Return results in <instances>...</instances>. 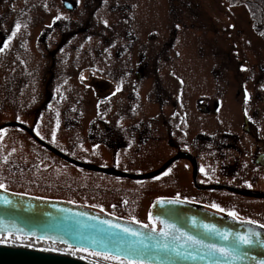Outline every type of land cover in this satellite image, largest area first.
Segmentation results:
<instances>
[{
	"label": "flooded vegetation",
	"instance_id": "1",
	"mask_svg": "<svg viewBox=\"0 0 264 264\" xmlns=\"http://www.w3.org/2000/svg\"><path fill=\"white\" fill-rule=\"evenodd\" d=\"M150 1L0 0V131L27 84L30 89L23 93L34 99L30 107L37 106L40 117L68 133L66 147L84 141L114 156L127 152L129 161L156 142L169 150L158 171L183 162L190 188L209 196L173 191L169 199L264 225V60H255L252 50L245 55L232 40L229 51L222 52L230 60L220 64V27L204 18L197 2H158V21L146 18L141 25L139 5L146 10ZM16 24L20 30L13 37ZM199 34L208 35L209 42ZM182 37L196 40L204 63L188 110L184 88L174 80L187 70L170 61L171 54L181 56L176 49ZM222 39L227 41V35ZM26 51L30 56L24 61ZM166 67L162 81L157 75ZM142 103L156 105V111L139 112ZM36 139L68 162L106 170ZM249 200L263 203L251 210ZM125 203L110 209L120 212Z\"/></svg>",
	"mask_w": 264,
	"mask_h": 264
},
{
	"label": "rangeland",
	"instance_id": "2",
	"mask_svg": "<svg viewBox=\"0 0 264 264\" xmlns=\"http://www.w3.org/2000/svg\"><path fill=\"white\" fill-rule=\"evenodd\" d=\"M163 1L165 0H151V4L146 5L150 6L146 10H144L143 4L139 5L137 13L139 23L142 25L146 18H155V21H158L160 16L158 7L161 6L158 2ZM186 1L199 3L203 7L204 18L208 19L211 24L219 25L220 40L218 39L216 42L218 41L220 53L216 60L220 64H227L230 60L222 52L229 51L232 40L237 43L239 49L244 50L245 55L246 50H252V56L255 60H264V32H256L253 29L243 5L233 4L226 0ZM226 35L227 41L222 43V38ZM197 36L204 43L210 40L208 35L199 34ZM196 45L197 42L194 38H187L183 41L182 37L178 40L176 49L181 56L170 55L172 63L175 62L187 70L185 74L177 73L178 77L174 78L176 85L184 88V95L186 96L184 101L187 102L188 99L185 105L186 110L189 109L190 98L188 96L193 93V89L200 87L199 81L204 76V63L197 55ZM231 53H237V51L231 47ZM29 56L26 51L23 60L26 61ZM235 64H237L236 66L240 65L238 62ZM172 69L170 68V70ZM166 71L167 67L157 77L165 81ZM26 87L23 91L25 93L30 89L27 84ZM23 92L20 88L13 100L15 105L10 107L8 124L4 130L0 131V185H3L1 189L91 207L145 225L149 222L147 217L149 205L156 199L172 198L176 195L174 192L181 193L182 191L188 196L194 194L202 199H209L207 193H199L190 188V175L187 173L183 162L166 171H158L163 167L169 150L156 142L143 153L131 154L129 161L126 159L127 152L114 156L101 146H88L84 141L73 142L66 147L63 142L68 137V133L61 130L55 122L40 117L37 106L30 107L34 99L31 101ZM165 108L166 106L162 105L163 112ZM147 109L156 111V105L142 103L138 108L139 112H147ZM28 115L37 119L38 122L28 119ZM194 120H198V117L195 116ZM36 137L42 138L48 144L52 143L65 148L68 154H73L77 160L106 170L68 162L52 153L47 147L40 145ZM190 199L198 200L197 197ZM124 202L126 203L122 211L110 209L113 203L121 204ZM262 203V201L249 200L247 207L251 210L258 209ZM4 239L0 238V240ZM6 241L10 240L6 239ZM13 241L17 242L16 239H12ZM26 243L44 246L41 243ZM52 248L88 256L107 264H127L115 258L81 250L63 249L56 246ZM105 257L108 258L105 259Z\"/></svg>",
	"mask_w": 264,
	"mask_h": 264
},
{
	"label": "water",
	"instance_id": "3",
	"mask_svg": "<svg viewBox=\"0 0 264 264\" xmlns=\"http://www.w3.org/2000/svg\"><path fill=\"white\" fill-rule=\"evenodd\" d=\"M148 217L155 226L0 188V237L8 240L79 249L127 263L264 264V227L259 224L169 198L152 201ZM241 236L252 243L243 244ZM221 248L231 255L214 251ZM0 264L97 263L68 252L6 242L0 244Z\"/></svg>",
	"mask_w": 264,
	"mask_h": 264
},
{
	"label": "trees",
	"instance_id": "4",
	"mask_svg": "<svg viewBox=\"0 0 264 264\" xmlns=\"http://www.w3.org/2000/svg\"><path fill=\"white\" fill-rule=\"evenodd\" d=\"M245 7L252 27L256 32H264V0H226Z\"/></svg>",
	"mask_w": 264,
	"mask_h": 264
},
{
	"label": "snow or ice",
	"instance_id": "5",
	"mask_svg": "<svg viewBox=\"0 0 264 264\" xmlns=\"http://www.w3.org/2000/svg\"><path fill=\"white\" fill-rule=\"evenodd\" d=\"M59 19V17L57 18ZM15 31L12 32V36L14 37L16 35V33L20 30V25L19 24H16L15 25ZM8 46L7 43L4 44V48H6ZM0 51H3V48H0ZM3 185H0V188H2ZM230 215H235L234 213H230ZM116 227H118V225H116ZM144 227H148V225H144ZM261 227H264V225H262ZM124 232H129L130 230L125 228L123 229ZM153 231H155V229H153ZM133 235H136V233H132ZM166 235V234H165ZM19 238V237H17ZM227 235L224 236V239H227ZM240 242H242L243 244L245 245H250L252 243V240L248 239L247 237H244V236H241L238 238ZM3 243H6V238L4 240H0V244H3ZM214 251H218L220 253H222L223 255L225 256H228V255H231L230 253L226 252L224 249H214ZM108 257H105V259H107Z\"/></svg>",
	"mask_w": 264,
	"mask_h": 264
},
{
	"label": "bare ground",
	"instance_id": "6",
	"mask_svg": "<svg viewBox=\"0 0 264 264\" xmlns=\"http://www.w3.org/2000/svg\"><path fill=\"white\" fill-rule=\"evenodd\" d=\"M10 241H6V242H9V243H17V244H21V245H26V246H34V247H41V248H43V249H53L52 247H53V245H46V244H44V246L43 245H34V244H29V243H26V242H28V241H25V240H18L17 239V242H12V239H9ZM36 243V242H35ZM55 250V249H54ZM57 251H61L62 252V250H60V249H56ZM63 252H65V251H63ZM69 253V252H68ZM71 254H74V255H77V256H79V257H83V258H85V259H87V260H89V261H91V262H95V263H97V264H107L106 262H102V261H99V260H97V259H94V258H91V257H88V256H82V255H78V254H75V253H71Z\"/></svg>",
	"mask_w": 264,
	"mask_h": 264
}]
</instances>
